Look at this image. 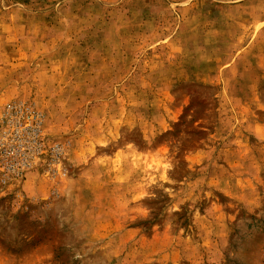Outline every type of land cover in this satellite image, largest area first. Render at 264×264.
Returning a JSON list of instances; mask_svg holds the SVG:
<instances>
[{"label":"rangeland","instance_id":"obj_1","mask_svg":"<svg viewBox=\"0 0 264 264\" xmlns=\"http://www.w3.org/2000/svg\"><path fill=\"white\" fill-rule=\"evenodd\" d=\"M0 264H264V0H0Z\"/></svg>","mask_w":264,"mask_h":264}]
</instances>
